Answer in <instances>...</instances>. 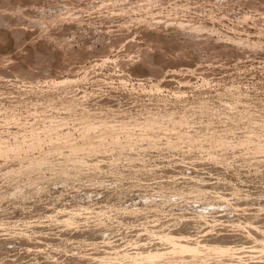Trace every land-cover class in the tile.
<instances>
[{"label": "rangeland", "instance_id": "1", "mask_svg": "<svg viewBox=\"0 0 264 264\" xmlns=\"http://www.w3.org/2000/svg\"><path fill=\"white\" fill-rule=\"evenodd\" d=\"M0 264H264V0H0Z\"/></svg>", "mask_w": 264, "mask_h": 264}, {"label": "bare ground", "instance_id": "2", "mask_svg": "<svg viewBox=\"0 0 264 264\" xmlns=\"http://www.w3.org/2000/svg\"><path fill=\"white\" fill-rule=\"evenodd\" d=\"M172 237H175V236H172ZM171 239V238H170ZM171 241H172V246H173V248L174 249H177V248H184V249H190V250H193L194 249V247L193 246H189V245H186V243H184V244H182V243H178L179 241L178 240H175V239H171ZM180 242H181V240H180ZM183 242V241H182ZM222 246V245H221ZM221 246H217V245H215V248H217V249H219V250H222V249H224L223 247H221ZM169 247V246H168ZM218 247H221V249L220 248H218ZM226 247H228V246H226ZM172 248V247H171ZM196 249V248H195ZM216 249V250H217ZM228 250V249H227ZM223 251V250H222ZM146 253V252H145Z\"/></svg>", "mask_w": 264, "mask_h": 264}]
</instances>
